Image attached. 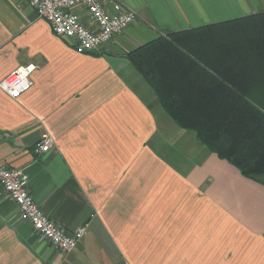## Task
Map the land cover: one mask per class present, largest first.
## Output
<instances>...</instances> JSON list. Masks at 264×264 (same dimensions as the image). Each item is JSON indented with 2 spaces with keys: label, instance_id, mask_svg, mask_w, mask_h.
I'll use <instances>...</instances> for the list:
<instances>
[{
  "label": "crops",
  "instance_id": "crops-1",
  "mask_svg": "<svg viewBox=\"0 0 264 264\" xmlns=\"http://www.w3.org/2000/svg\"><path fill=\"white\" fill-rule=\"evenodd\" d=\"M121 1L136 21L79 54L30 0H0V82L37 66L20 98L0 88V162L25 172L54 222L86 226L62 254L0 185V264H264V176L244 177L179 127L128 58L172 32L263 12L264 0ZM45 135L54 146L36 155Z\"/></svg>",
  "mask_w": 264,
  "mask_h": 264
},
{
  "label": "trees",
  "instance_id": "trees-1",
  "mask_svg": "<svg viewBox=\"0 0 264 264\" xmlns=\"http://www.w3.org/2000/svg\"><path fill=\"white\" fill-rule=\"evenodd\" d=\"M166 113L250 179L264 176V11L128 54Z\"/></svg>",
  "mask_w": 264,
  "mask_h": 264
},
{
  "label": "built area",
  "instance_id": "built-area-1",
  "mask_svg": "<svg viewBox=\"0 0 264 264\" xmlns=\"http://www.w3.org/2000/svg\"><path fill=\"white\" fill-rule=\"evenodd\" d=\"M39 18L45 20L53 33L66 41L79 54L101 50L114 37L122 35L136 21V14L126 9L121 0H30ZM78 9L87 13V22L81 20ZM35 64L19 67L0 88L13 99L29 91L34 82ZM54 146L50 136H43L35 147V154L47 153ZM0 185L17 204L21 219L30 222L40 241L48 242L62 254H70L81 244L86 226L69 232L54 222L37 204L29 189V178L23 170L0 162Z\"/></svg>",
  "mask_w": 264,
  "mask_h": 264
}]
</instances>
